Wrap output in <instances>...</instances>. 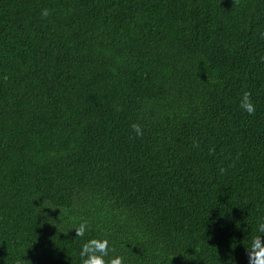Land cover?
Segmentation results:
<instances>
[{"label": "trees", "instance_id": "1", "mask_svg": "<svg viewBox=\"0 0 264 264\" xmlns=\"http://www.w3.org/2000/svg\"><path fill=\"white\" fill-rule=\"evenodd\" d=\"M261 220L264 0H0V264H248Z\"/></svg>", "mask_w": 264, "mask_h": 264}, {"label": "clouds", "instance_id": "2", "mask_svg": "<svg viewBox=\"0 0 264 264\" xmlns=\"http://www.w3.org/2000/svg\"><path fill=\"white\" fill-rule=\"evenodd\" d=\"M50 9L43 8L42 17H48ZM239 108L248 115H254L257 108L251 91H243L239 97ZM132 128L136 136H143L144 129L139 123H133ZM76 237L83 238L90 231L88 220H82L76 227ZM248 264H264V220L258 222L255 234L251 236L248 246L245 247ZM115 249L107 236L89 237L80 247L79 255L82 264H126L125 257L120 254L112 255ZM17 264H20L17 261Z\"/></svg>", "mask_w": 264, "mask_h": 264}]
</instances>
